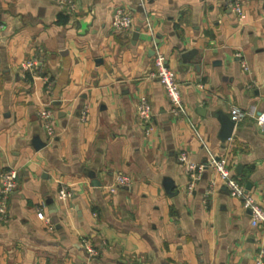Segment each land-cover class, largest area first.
Instances as JSON below:
<instances>
[{"label": "crops", "instance_id": "obj_1", "mask_svg": "<svg viewBox=\"0 0 264 264\" xmlns=\"http://www.w3.org/2000/svg\"><path fill=\"white\" fill-rule=\"evenodd\" d=\"M69 1L0 0V184L5 169L18 172L8 219L0 217V264H253L264 226L251 223L210 158L226 153L264 207L255 118L264 111V0H242L245 20L226 0ZM120 8L132 30L113 27ZM156 42L181 85L184 116L152 75ZM31 57L36 73L23 68ZM141 94L150 121L138 117ZM234 104L248 114L228 139L219 115ZM44 107L54 137L38 115ZM183 152L204 165L192 192ZM118 172L132 185L110 192ZM62 186L73 191L64 201Z\"/></svg>", "mask_w": 264, "mask_h": 264}, {"label": "built area", "instance_id": "obj_2", "mask_svg": "<svg viewBox=\"0 0 264 264\" xmlns=\"http://www.w3.org/2000/svg\"><path fill=\"white\" fill-rule=\"evenodd\" d=\"M60 4H70L69 0H57ZM226 5L231 8L238 16L240 20H245L246 14L243 12L242 0H226ZM69 8V6H67ZM113 27L117 31L132 30L135 27V20L133 15L125 9H118L115 12ZM157 42L154 47L155 52V64L156 71L152 73L153 76L158 77L162 84L164 85L167 95L172 103L171 112L175 115H186L187 108L184 104L181 95V85L176 78V72L167 64V58L164 53L157 47ZM237 56L241 58L242 65L245 69H248L247 62L242 58V53H237ZM40 63L38 59L28 58L23 63V68L26 71L32 73L38 72ZM48 81V76L45 77ZM137 114L141 121H150L154 116L153 106L147 95L141 94L139 96V101L137 104ZM247 111H245L240 106L234 104L230 107V117L235 122V126L243 121L247 116ZM38 115L42 121L44 128L50 137L55 136V115L53 111L44 107L39 110ZM256 122L262 130H264V111L258 113L255 117ZM150 129H148V132ZM228 139H231L230 137ZM180 159L188 163L191 172V180L188 185V189L192 192L195 189L196 181L199 177L197 169H203L204 165H197L196 163L190 162L188 160V155L183 152L180 155ZM210 166L215 171L218 179H220L229 189L230 194L233 197L241 198L243 200L244 206L251 211V223L254 226H264V207L255 198V196L246 188L245 184L240 181L239 178L235 176L230 165L229 158L226 153L215 156L211 155ZM18 183V172L14 167H9L1 173V184H0V217L3 219H8L9 212V199L13 192L15 191ZM132 178L125 172L116 173L112 180L107 183V188L110 192H115L120 186H131ZM73 191L66 186H62L58 192V199L61 201L71 198ZM39 214L44 218L50 229L54 226L51 224L50 219L44 214L42 210H39ZM91 252H95V249L89 247ZM253 264H264V243L262 242L257 251L255 252L254 263Z\"/></svg>", "mask_w": 264, "mask_h": 264}, {"label": "water", "instance_id": "obj_3", "mask_svg": "<svg viewBox=\"0 0 264 264\" xmlns=\"http://www.w3.org/2000/svg\"><path fill=\"white\" fill-rule=\"evenodd\" d=\"M139 31H140V29L138 28L134 34L135 38H137L139 36ZM219 117H220V119L223 123V126H224L223 136L226 138L231 137V134H232L234 127H235V122L231 119L230 116H227L223 113H220ZM90 176L94 179L93 180L94 185H100L101 184V181H99L95 178V173H93V172L90 173Z\"/></svg>", "mask_w": 264, "mask_h": 264}]
</instances>
